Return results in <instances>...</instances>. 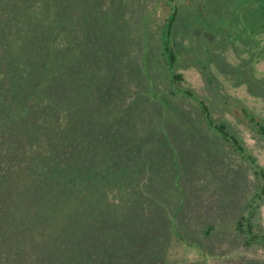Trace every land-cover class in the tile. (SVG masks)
I'll use <instances>...</instances> for the list:
<instances>
[{
	"label": "rangeland",
	"instance_id": "obj_1",
	"mask_svg": "<svg viewBox=\"0 0 264 264\" xmlns=\"http://www.w3.org/2000/svg\"><path fill=\"white\" fill-rule=\"evenodd\" d=\"M0 264H264V0H0Z\"/></svg>",
	"mask_w": 264,
	"mask_h": 264
},
{
	"label": "trees",
	"instance_id": "obj_2",
	"mask_svg": "<svg viewBox=\"0 0 264 264\" xmlns=\"http://www.w3.org/2000/svg\"><path fill=\"white\" fill-rule=\"evenodd\" d=\"M47 44L48 43H46V41L43 38L42 42H40V45L42 46L44 53L40 54V59L43 58V57L47 59L48 56H49V51H48L49 46ZM46 55H47V57H46ZM41 63H42V61H41ZM68 64L69 65H67V68L65 66V72H64L65 74H62V76H61V81H62L61 83L62 84L64 83L65 88L69 89L70 94H68L69 97H66L63 100V103H64V106H66V105L69 104L68 102H71L70 104L72 105V109L74 110V109H76L75 108L76 107V94H75L76 91L75 90L79 89L78 84H76V77H77V71L79 69V64L78 63L75 64V62L72 59L69 60ZM42 67L44 68V65L40 64V68L41 69H42ZM88 85H89V80H88ZM74 91H75V93H74ZM71 95L75 99L74 98L72 99ZM70 99H72V100L68 101ZM80 115H81V111H80ZM87 126H88L87 120H80L79 119V122L77 124L74 123V125H73V132L69 134V140H71L72 144L75 147H77L76 150H75L76 155H78L77 154V150H80V149L82 150V152L85 153V146H82L81 140H76V138L79 139V137H82L83 138V142H86L85 140H88V142L90 141V139L88 138V135L86 134V131L88 129ZM69 131L71 132V130H69ZM76 134L78 135L77 137L75 136ZM72 137H73V140H72ZM76 173H77V171L74 172L73 174H76ZM76 176H77V174H76ZM74 180H76V177L74 178Z\"/></svg>",
	"mask_w": 264,
	"mask_h": 264
}]
</instances>
